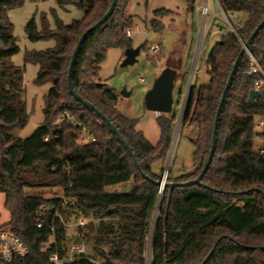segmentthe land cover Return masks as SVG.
<instances>
[{
	"label": "trees",
	"instance_id": "trees-1",
	"mask_svg": "<svg viewBox=\"0 0 264 264\" xmlns=\"http://www.w3.org/2000/svg\"><path fill=\"white\" fill-rule=\"evenodd\" d=\"M56 1L62 8L75 5L84 15L66 24L53 10L56 26L51 27L44 15L42 28L36 16L29 19L28 38L54 39L55 45L26 51V61L40 66L35 82H50L51 86L45 95L43 123L31 135L21 137L19 131L30 119L22 96L26 68L12 60L20 45L8 11L25 0H0V190L6 193L5 206L11 213V219L1 226L14 230L30 248L29 255L16 264H48L54 246L47 250L42 246L52 234L54 212L45 214L42 227L37 226L36 216L43 205H59L62 194L70 199L61 207L63 215L69 220L86 218L87 224L76 226V230L92 244V252L68 264H98L92 259L102 264H264V148L255 146L254 129L256 115L264 114V100L249 101L254 78L247 73L248 55L242 56L228 91L216 152L201 182L166 186L161 192L160 185L146 178L142 170L156 180L162 178L154 164L167 155L176 113L158 115L162 134L154 144L136 128L134 118L119 110L118 93L106 87L99 75L109 48L132 46L126 34L133 23L127 15L131 0H117L113 14L83 43L73 84L121 131L142 170L105 121L68 87L79 38L108 11L112 0ZM187 2L194 14L197 0ZM221 2L226 10L246 14L240 34L247 41L264 19V0ZM171 12L156 9L150 20L152 30L162 32L166 24L159 17ZM242 48L238 37L229 32L213 46L206 60L210 81L192 84L182 118V124L198 127L194 160L201 166L178 176L170 172L168 181L189 180L203 169L222 93ZM250 48L264 57V28ZM126 182H132L129 190L115 187ZM27 188L59 191L58 196L45 197L27 193ZM55 226L59 242L69 244V227L59 220ZM65 252L61 247V253Z\"/></svg>",
	"mask_w": 264,
	"mask_h": 264
},
{
	"label": "rangeland",
	"instance_id": "rangeland-1",
	"mask_svg": "<svg viewBox=\"0 0 264 264\" xmlns=\"http://www.w3.org/2000/svg\"><path fill=\"white\" fill-rule=\"evenodd\" d=\"M199 3L203 5L204 0H199ZM212 3H210V10L214 9L217 16L213 18L210 26L212 16L207 17L209 29L203 31L202 25L205 18L196 11L193 14L192 6L188 5L187 0H131L127 9V15L133 18L130 26L138 24L139 29L132 36L126 34L131 37L132 46H142L139 58L134 64L122 66L126 48L111 47L101 63L99 75L106 87L118 93L119 110L124 115L134 118L136 128L143 131L154 144L159 141L162 134L157 120L159 114L146 107L145 94L165 67L172 66L177 69L174 87L175 101L172 110L177 117L173 140L166 157L154 164V169L162 171L163 175L167 170L168 175L170 172L174 176L188 174L201 166L199 161L194 160L196 149L194 141L198 137V127L189 123L182 124V118L192 84L200 86L210 81L206 60L215 43L225 31L229 30L228 24L220 17L221 8L217 0H212ZM159 8L172 10L171 13L159 17L166 24L162 32H156L150 26L155 10ZM53 10H56L66 24H71L84 15L77 6L68 5L62 8L56 0H25L23 5L8 11L14 23V34L20 45V51L12 57V60L15 64L26 68L22 96L27 104L30 119L28 124L19 131L21 137L31 135L43 123L45 95L51 86L50 82L45 84L35 82L40 66L26 61V51L46 49L55 45L54 39L30 40L26 25L31 17L36 16L39 27L42 28L43 16L47 15L51 27H55ZM245 17L246 14L241 13L236 20L243 22ZM204 37L205 40L202 43ZM124 89L131 93L123 94ZM180 89H183L181 96ZM255 144H260V139L257 137H255ZM130 188L131 182H128L126 186L117 187L118 190ZM58 191V188L26 189L27 193L42 194L45 197L58 196ZM5 202L6 193L0 190V226L11 219V213L5 206ZM69 238L70 243H83L86 253L92 252L89 237L80 236L76 226L69 227Z\"/></svg>",
	"mask_w": 264,
	"mask_h": 264
},
{
	"label": "built area",
	"instance_id": "built-area-1",
	"mask_svg": "<svg viewBox=\"0 0 264 264\" xmlns=\"http://www.w3.org/2000/svg\"><path fill=\"white\" fill-rule=\"evenodd\" d=\"M210 3L212 0H204V4L201 5L199 0L194 3V9L197 14H200L205 18L202 25V30H208L209 26L214 17L217 16L215 10H210ZM221 8V15L225 22L228 24L229 30L225 31V33H233L235 34L242 46L245 47V53L248 55L250 60V65L247 70V73L254 78V89L261 92L259 97H262L264 100V57L258 56L254 53V51L249 47H246V40L241 36V28L243 25L242 21H237L236 19L239 17L241 12L234 10H226L221 2V0H217ZM213 5V3H212ZM211 17V21L207 28V17ZM139 29V25L129 26L126 29V33L129 36H132L136 30ZM207 32V31H206ZM205 40V37L202 39V43ZM207 63V61H206ZM255 129V137L260 139V144L255 146L257 148H264V114L256 115L254 122ZM86 132V130H83ZM257 132H261V134H257ZM89 139H94V137L89 136ZM46 139H49L46 136ZM167 179V178H166ZM70 203V199L65 195H61V201L59 205L55 206H47L43 205L39 210L36 216V222L38 227H42L45 223V214L49 211L54 212L53 225L51 226L52 234L48 242H46L42 249L47 250L51 246H54V250L51 252L49 256L48 264H68L70 262L78 261L82 259V254L86 253L85 246L83 243H60L56 236V226L55 221L59 220L64 226H85L87 224L86 218H78V219H67L62 211L61 207H65ZM61 247L66 249L65 254L61 253ZM108 250V248H105ZM30 253V248L28 244L11 228H3L0 226V264H16L18 260L25 259ZM94 262L98 264H102L100 260L92 259Z\"/></svg>",
	"mask_w": 264,
	"mask_h": 264
},
{
	"label": "water",
	"instance_id": "water-1",
	"mask_svg": "<svg viewBox=\"0 0 264 264\" xmlns=\"http://www.w3.org/2000/svg\"><path fill=\"white\" fill-rule=\"evenodd\" d=\"M117 4V0H112V4L108 11L101 16L96 22H94L90 27H88L81 37L79 38L75 49L72 54V59L69 67V72H68V87L69 91L71 94L77 98L79 101H81L83 104H85L87 107L90 109L94 110L104 121L105 123L111 128V130L115 133L117 138L121 141V143L126 147L128 152L131 154V156L134 158L136 165L138 166L139 169L142 170L141 163L136 157V154L132 148V146L129 144V142L126 140L124 135L121 133V131L114 125V123L110 120V118L105 115L104 112H102L95 104H93L91 101L85 99L79 92L75 90L74 84H73V71L74 67L78 58V55L80 53V50L82 48L83 43L86 41L88 36L90 35L91 32L95 31L98 27H100L103 23L107 21V19L110 17V15L113 14L115 7ZM264 28V19L259 23V25L253 30L252 34L246 41L245 45L246 47H249L253 40L256 38L260 30ZM142 46L138 45L136 47L130 46L127 47L125 50V58L122 61V66H127L130 64H134L137 62L139 55L141 53ZM245 54V47L242 48L240 53L238 54L237 59L234 62L233 68L231 70V73L228 77V80L226 82L224 91L222 93V98L217 110L216 118H215V125L213 129V136H212V143H211V149L210 153L208 156V159L201 170V172L194 178H191L189 180L185 181H168L167 175H168V170L166 174L162 176L160 180H156L153 177H151L149 174L146 172H143V175L150 179L153 182H156L158 185H160V191L163 192L164 188L166 186H185V185H193V184H198L201 182L202 178L206 174L207 170L211 166L213 162V158L216 152V146H217V133H218V128H219V121H220V116L223 111V106L228 94V91L232 85L234 76L237 72V69L239 67L240 61L242 59V56ZM177 77V69L172 67V66H167L165 67L162 72L159 74V76L156 78L154 81L153 86L146 92L145 94V105L148 109L153 110L157 112L158 114L161 113H170L173 110V105H174V87H175V79ZM123 94L129 95L131 92L127 91L124 89L122 91ZM261 95V92L256 90V89H251L249 93V101L253 103L257 97ZM257 134H261V132H257ZM66 243V241H65Z\"/></svg>",
	"mask_w": 264,
	"mask_h": 264
},
{
	"label": "crops",
	"instance_id": "crops-1",
	"mask_svg": "<svg viewBox=\"0 0 264 264\" xmlns=\"http://www.w3.org/2000/svg\"><path fill=\"white\" fill-rule=\"evenodd\" d=\"M127 183H128V182H126V183H121V184H119L117 187H123V186H126ZM131 184H132V182H131Z\"/></svg>",
	"mask_w": 264,
	"mask_h": 264
}]
</instances>
